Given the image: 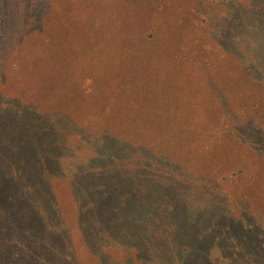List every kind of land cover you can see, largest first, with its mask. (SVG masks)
<instances>
[{"label": "trees", "instance_id": "obj_1", "mask_svg": "<svg viewBox=\"0 0 264 264\" xmlns=\"http://www.w3.org/2000/svg\"><path fill=\"white\" fill-rule=\"evenodd\" d=\"M28 2L0 0V86L7 85L9 77L5 59L15 52L14 46L21 38L34 34L23 28L37 21ZM231 4L232 13L213 19L212 25L208 22L205 30L221 52L233 57L248 76L242 90L248 93V101H253L257 95L251 81L264 84V0H232ZM197 7L201 9L199 4ZM133 49L134 44L127 50ZM122 54L123 60L128 58L125 51ZM136 54L130 57L132 66H120V75L125 80L137 77V87L138 72L144 67H139L137 49ZM153 61L147 66L160 69L158 75L149 69V74L139 80H147V94L154 93L162 103L165 99L167 107L178 106L179 102L173 101L175 97L166 93L172 89L174 95L177 87L171 85L182 83L171 76L163 79L165 67ZM23 67L30 69L27 75L33 74L34 80L44 74L43 66L34 61ZM116 74L118 64L107 75ZM214 74L212 71L213 84ZM153 76L160 80L154 81ZM219 79L222 81V76ZM23 86L32 89L29 83ZM226 86L217 84L205 93L198 82L190 92L189 108L180 110L178 106L177 116L173 121L168 119L172 125L182 118V136L195 144L182 154L185 159L192 157L188 169H197L195 166L203 158L217 166L233 159L232 146H215L213 139L220 109L210 102L213 96L232 92L233 88ZM238 86L235 83L234 90ZM1 90L0 87V264H84L75 250L76 236L96 264H212L214 246L229 260L228 264H264L263 229L244 223L245 214L235 215L222 193L218 196L216 185L204 183L208 191L203 187L193 190V180L180 174L179 166L147 145L123 140L117 128L75 131L64 111L42 108L43 87L34 99L28 100L16 93L7 96ZM124 106L121 104L113 116L116 124L125 121L126 133L140 136L154 131L156 124L143 121L147 114L134 112L132 105ZM248 114V127L262 133L264 128L258 124L264 121V105L251 106ZM155 120L168 123L162 113ZM230 128L227 131L232 135L234 125ZM59 180L68 186L74 206L67 213L71 219L66 218L61 207L55 186Z\"/></svg>", "mask_w": 264, "mask_h": 264}, {"label": "rangeland", "instance_id": "obj_2", "mask_svg": "<svg viewBox=\"0 0 264 264\" xmlns=\"http://www.w3.org/2000/svg\"><path fill=\"white\" fill-rule=\"evenodd\" d=\"M27 1H30L29 8L33 9L37 21L30 28L28 25L23 28L31 29L34 34L21 38L14 46L15 52L5 59L4 68L9 77L7 85L0 86L1 91L7 96L16 93L28 100L34 99L39 88L43 87L45 101L42 108L45 111H64L72 120L75 131L101 132L106 128H117L123 140L149 146L157 155L179 166L180 174L193 180V190L203 187L204 191H208L204 183L216 185L214 188L218 196L221 197L222 193L235 215L245 214L246 218L241 219L244 223L263 229L264 240V138L263 141L260 139L264 130L254 133L248 127L251 106L264 105V84L249 80L253 82L251 87L257 96L248 101V93L242 90V86L248 83V76L233 57L221 52L205 30L208 22L212 25L213 19L232 13V0ZM132 44L139 51V67H144L138 72L139 79L147 76L149 69L158 75L160 69L147 66L149 61L156 60L165 67L163 79L168 80L171 76L170 79L182 83L171 85V88L177 87L174 95L172 89L166 93L175 97L173 101L179 102L176 105L180 110L189 108L190 92L198 82L205 93L217 84H226L230 90L233 88L230 93L224 92L217 98L213 96L210 102L220 109L214 145L226 143L232 146L235 153L230 155L233 159L226 160L224 156L226 164L217 166L209 165L203 158L195 166L197 169H188L192 157L185 159L182 154L195 144L183 138L182 118L177 124L170 125L168 121L177 116L178 106L167 107L165 99L161 98L162 103L155 99L154 93V96L147 94V80L138 79L136 87L134 80L137 77L125 80L123 74L120 75V66L122 69L132 66L130 57L137 55L136 49L127 50ZM123 51L128 57L124 60L119 55ZM32 61L43 66V76L35 80L32 79L33 74L27 75L30 69L23 67L26 62ZM117 64L118 74L109 77L107 74L115 71ZM212 71L216 77H213L215 84L210 80ZM219 76H222L223 82ZM152 79L156 82L160 80L154 76ZM234 81L239 85L236 90ZM26 83L32 85V89L24 88ZM222 87L219 88L224 90ZM123 103L124 108L132 105L136 108L134 112L147 114L143 121L148 125L156 124L154 131L138 136L125 132V121L116 124L113 115ZM159 113L168 123L155 120ZM259 123V127L264 128V121ZM231 125L235 129L232 135L227 131ZM217 169L221 171L216 173ZM229 179L239 180L240 183ZM55 186L66 218L71 219V214L68 217L67 213L74 206L70 202L67 183L59 180ZM76 242V253L83 257L84 264H96L78 236ZM210 258L212 264H228L229 261L216 246L211 248Z\"/></svg>", "mask_w": 264, "mask_h": 264}]
</instances>
